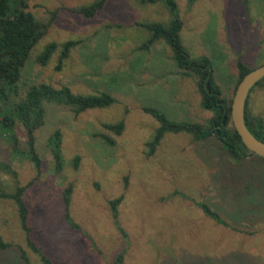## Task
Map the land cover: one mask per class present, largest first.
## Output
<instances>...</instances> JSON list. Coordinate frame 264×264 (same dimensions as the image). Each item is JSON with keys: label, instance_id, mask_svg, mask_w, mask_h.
<instances>
[{"label": "rangeland", "instance_id": "1", "mask_svg": "<svg viewBox=\"0 0 264 264\" xmlns=\"http://www.w3.org/2000/svg\"><path fill=\"white\" fill-rule=\"evenodd\" d=\"M96 0H30L38 19L58 15L33 50L22 71L21 91L34 84L68 86L78 94L108 92L117 102L106 109L76 115L66 107L46 105L45 126L38 133L42 158L37 177L26 158L11 156L0 138V163L12 165L17 178L0 170V182L10 191L35 177L27 190L29 224L36 244L54 264H112L126 250L123 264H264V160L255 155L235 160L215 138L194 141L187 134H168L155 154L147 143L158 123L142 111L163 110L171 119L205 123L211 113L201 107L194 77L182 75L164 42L149 52L137 51L150 33L139 23H167L164 3L109 0L93 19L70 13L68 7ZM184 22L182 40L194 57L208 56L215 78L227 98H233L237 61L252 68L264 65L263 0H176ZM81 40L62 71L57 56L46 67L36 61L46 46ZM250 95L249 111L264 118V81ZM124 119L125 131L109 147L99 137L103 124ZM62 133L65 170L57 175L47 146ZM21 140L24 131L18 128ZM79 156L78 170L72 166ZM73 184L70 206L80 230L65 220L63 191ZM178 193V194H177ZM120 196L116 229L109 202ZM216 211L229 226L205 214ZM0 233L11 247L0 249V264H31L40 259L26 244L17 208L0 200Z\"/></svg>", "mask_w": 264, "mask_h": 264}, {"label": "trees", "instance_id": "2", "mask_svg": "<svg viewBox=\"0 0 264 264\" xmlns=\"http://www.w3.org/2000/svg\"><path fill=\"white\" fill-rule=\"evenodd\" d=\"M29 1L0 0V138L9 144L12 157L26 158L34 165L38 177L41 173L43 161L38 152L37 141L39 131L46 124V105L66 107L76 115H80L89 110L109 108L116 104L117 99L108 92L78 94L68 86L57 88L45 83L31 85L24 94L22 93L20 85L22 71L26 67L33 50L47 35L58 15V11L55 10L51 12L48 20H40L29 11ZM108 1L96 0L89 5L68 7L66 10L84 19H93L106 7ZM138 1L142 4L164 3L170 13V20L167 23H139L138 26L149 31L150 37L138 47L137 51L149 52L156 43L161 41L166 43L171 49L172 60L182 71V75L194 77L197 91L200 94L201 107L212 114L205 123L177 121L171 119L159 108L143 107L142 111L152 117L159 125L155 135L147 143L149 148L147 156L150 157L156 153L158 146L168 134H187L194 141L215 138L230 157L235 160L253 155L246 148L233 126L231 112L234 96L233 98H227L223 95L222 88L216 81L211 59L205 55L194 57L183 43L181 32L184 22L179 15L177 1ZM244 1L247 5L249 0ZM81 43V40L51 43L37 56L36 61L39 65L46 67L54 56H57L55 69L62 71L67 66L72 51ZM254 69L256 68L250 67L242 59L237 61L238 79L235 91L242 79ZM263 81L264 79L255 87H262ZM250 95L245 108L246 125L257 139L264 142V118L250 113ZM125 126L124 119L114 124L105 123L103 128L108 133H100L99 137L107 146L114 147L117 145V138L123 135ZM18 128H22L24 131L23 141L18 134ZM47 146L53 158L55 173L60 175L65 170L62 133L60 130H56L50 136ZM80 159L79 156H76L72 161L75 170L79 168ZM0 170L12 175L14 179L17 178V172L14 171L12 165L0 163ZM37 177L25 185L17 184L12 191L0 182V200H8L14 203L21 229L25 233V242L38 255L40 264H54L53 260L43 252L34 240L33 229L29 224L30 210L24 199L27 190L36 182ZM73 189V184H69L64 189L63 203L65 205V220L73 230L77 231L80 230V226L72 218L70 210ZM122 200L123 196H120L111 200L109 204L116 229L128 242L127 234L119 222V206ZM203 210L218 224L229 226L220 214L211 210L207 205H203ZM11 246V243L4 241L0 233V249L6 250ZM125 255L126 250L122 251L112 264H123ZM22 260L24 264H31L30 259L24 252L22 253Z\"/></svg>", "mask_w": 264, "mask_h": 264}, {"label": "water", "instance_id": "3", "mask_svg": "<svg viewBox=\"0 0 264 264\" xmlns=\"http://www.w3.org/2000/svg\"><path fill=\"white\" fill-rule=\"evenodd\" d=\"M264 79V65L249 72L239 83L232 102V123L246 148L253 155L264 159V142L257 139L248 129L245 108L252 89Z\"/></svg>", "mask_w": 264, "mask_h": 264}]
</instances>
